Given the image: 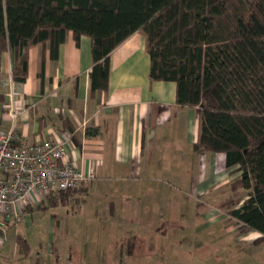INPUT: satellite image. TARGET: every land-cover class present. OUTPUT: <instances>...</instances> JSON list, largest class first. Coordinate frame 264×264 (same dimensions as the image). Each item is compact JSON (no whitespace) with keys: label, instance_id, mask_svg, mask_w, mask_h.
Listing matches in <instances>:
<instances>
[{"label":"trees","instance_id":"trees-1","mask_svg":"<svg viewBox=\"0 0 264 264\" xmlns=\"http://www.w3.org/2000/svg\"><path fill=\"white\" fill-rule=\"evenodd\" d=\"M136 31L146 36L151 78L175 81L178 103L198 108L195 150L224 152L226 167L241 172L232 190L248 195L224 204L226 221L264 244V0H0V49L12 52L17 82L27 79L31 47L56 57L72 32L92 39V91L107 89L111 52ZM17 241L28 255V240Z\"/></svg>","mask_w":264,"mask_h":264},{"label":"crops","instance_id":"crops-1","mask_svg":"<svg viewBox=\"0 0 264 264\" xmlns=\"http://www.w3.org/2000/svg\"><path fill=\"white\" fill-rule=\"evenodd\" d=\"M28 56L27 79L17 82L12 52L0 49V130L15 125L35 141L67 140L66 160L94 171L87 192L103 187L104 199H115L112 215H123L133 224H156L153 208L168 182H192L199 194L234 193L232 183L241 172L237 166L226 167L224 152L195 150L198 108L178 103L175 81L151 78L143 32L136 31L111 52L108 87L103 90L92 91L88 35L77 40L70 32L56 57L49 47L40 46L31 47ZM11 82L21 109L15 120L8 113ZM253 233L257 235L246 239L248 244L261 235L245 234Z\"/></svg>","mask_w":264,"mask_h":264},{"label":"rangeland","instance_id":"rangeland-1","mask_svg":"<svg viewBox=\"0 0 264 264\" xmlns=\"http://www.w3.org/2000/svg\"><path fill=\"white\" fill-rule=\"evenodd\" d=\"M161 188L151 225L112 215L115 199H104L103 187L70 193L57 205L33 203L0 232V264H264V248L246 242L257 233H239L223 209L248 190L205 195L184 181ZM19 235L28 240L27 256Z\"/></svg>","mask_w":264,"mask_h":264},{"label":"built area","instance_id":"built-area-1","mask_svg":"<svg viewBox=\"0 0 264 264\" xmlns=\"http://www.w3.org/2000/svg\"><path fill=\"white\" fill-rule=\"evenodd\" d=\"M19 92L11 82L8 113L15 120L21 109ZM67 140L56 137L39 141L21 134L13 125L0 130V232L11 217L18 218L33 203L58 191L86 188L94 171L66 160Z\"/></svg>","mask_w":264,"mask_h":264}]
</instances>
